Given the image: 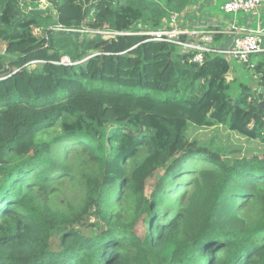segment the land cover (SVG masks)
<instances>
[{
    "label": "trees",
    "instance_id": "16d2710c",
    "mask_svg": "<svg viewBox=\"0 0 264 264\" xmlns=\"http://www.w3.org/2000/svg\"><path fill=\"white\" fill-rule=\"evenodd\" d=\"M168 2L0 0V264H264V154L188 134L264 142V61L232 98L225 56L137 33Z\"/></svg>",
    "mask_w": 264,
    "mask_h": 264
},
{
    "label": "built area",
    "instance_id": "2783aa9c",
    "mask_svg": "<svg viewBox=\"0 0 264 264\" xmlns=\"http://www.w3.org/2000/svg\"><path fill=\"white\" fill-rule=\"evenodd\" d=\"M264 0H225L223 8L226 12H250L257 9ZM57 29H63L62 24L57 25ZM53 28V26H51ZM56 29V28H55ZM220 29L188 28L179 22V15L172 11L163 25L150 30H142L137 33L148 35L147 40L162 41L177 45L182 52H192L191 61L204 64L207 54L223 55L226 58H235L242 62H248L254 53L264 52V29L239 31L232 45L221 48L214 45L215 35L220 33ZM85 31L91 33L100 32L107 38H112L120 34L132 32H121L109 29L86 28ZM61 64H73L70 56L64 55Z\"/></svg>",
    "mask_w": 264,
    "mask_h": 264
},
{
    "label": "rangeland",
    "instance_id": "374dc122",
    "mask_svg": "<svg viewBox=\"0 0 264 264\" xmlns=\"http://www.w3.org/2000/svg\"><path fill=\"white\" fill-rule=\"evenodd\" d=\"M158 1L160 2V7L164 8L169 6L168 0ZM224 3L225 0H216V3L211 8V11L219 16H230V18L236 19L239 22H242V20L246 16L250 15L249 12L245 11H239L237 13H228L223 8ZM54 10L55 13L58 12L57 8H54ZM177 13L179 15V12ZM52 26L56 29L58 27L57 25ZM256 26L257 23L254 22V27ZM34 31L38 35L42 34L41 28L39 27H35ZM5 48V44H2L0 46V50L3 52ZM227 59L232 65V69L227 76L228 82L230 83L229 95L232 98H236L242 91H244V88L246 87H249L250 91H255L259 88L260 74L256 71L255 65H257L259 62L264 61V52L252 54L248 62H242L232 57ZM138 90L140 91V89ZM160 98L166 97L160 96ZM188 134L191 139H195L198 143L212 145L213 147L219 149L222 152L230 153L235 158H240L244 155L261 156L264 154V142H261L260 140H251L245 136H242L230 130L228 127L225 126L218 125L212 127H196L191 125L188 130Z\"/></svg>",
    "mask_w": 264,
    "mask_h": 264
},
{
    "label": "crops",
    "instance_id": "0c3cea01",
    "mask_svg": "<svg viewBox=\"0 0 264 264\" xmlns=\"http://www.w3.org/2000/svg\"><path fill=\"white\" fill-rule=\"evenodd\" d=\"M215 3L216 0H185L179 12V22L188 28L220 29V33L215 35L214 45L221 48L232 45L239 31L243 29H264V3L250 11V15L246 16L242 22L230 16L214 14L211 8ZM254 22L257 23L256 27H254Z\"/></svg>",
    "mask_w": 264,
    "mask_h": 264
},
{
    "label": "water",
    "instance_id": "95a60500",
    "mask_svg": "<svg viewBox=\"0 0 264 264\" xmlns=\"http://www.w3.org/2000/svg\"><path fill=\"white\" fill-rule=\"evenodd\" d=\"M261 91L264 92V87L261 88ZM260 106H261V107L263 106V103H262V102L260 103Z\"/></svg>",
    "mask_w": 264,
    "mask_h": 264
}]
</instances>
